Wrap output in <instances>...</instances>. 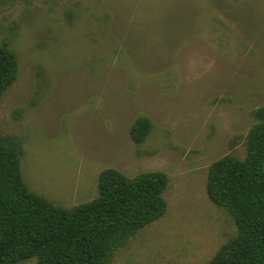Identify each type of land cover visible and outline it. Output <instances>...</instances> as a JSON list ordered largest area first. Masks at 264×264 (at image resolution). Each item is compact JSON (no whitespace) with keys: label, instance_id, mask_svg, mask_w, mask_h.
<instances>
[{"label":"rangeland","instance_id":"rangeland-1","mask_svg":"<svg viewBox=\"0 0 264 264\" xmlns=\"http://www.w3.org/2000/svg\"><path fill=\"white\" fill-rule=\"evenodd\" d=\"M1 42L18 68L0 134L19 137L29 190L71 208L105 169L167 177L165 214L111 264H206L236 235L206 177L245 157L264 105V0H0ZM140 116L152 125L135 143Z\"/></svg>","mask_w":264,"mask_h":264},{"label":"trees","instance_id":"trees-1","mask_svg":"<svg viewBox=\"0 0 264 264\" xmlns=\"http://www.w3.org/2000/svg\"><path fill=\"white\" fill-rule=\"evenodd\" d=\"M29 1V0H16ZM8 43H0V100L17 74ZM243 159L223 156L207 170L206 194L224 209L236 235L223 243L206 264H264V105L253 113ZM152 123L140 116L130 132L142 142ZM22 153L15 134H0V264H111L125 241L166 212L161 171L127 177L103 170L97 196L64 208L25 184L19 166Z\"/></svg>","mask_w":264,"mask_h":264}]
</instances>
